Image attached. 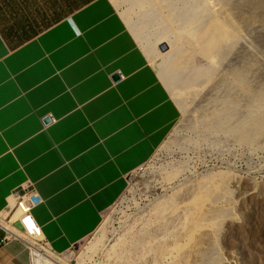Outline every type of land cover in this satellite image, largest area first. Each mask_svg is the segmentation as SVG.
<instances>
[{
  "label": "rangeland",
  "instance_id": "374dc122",
  "mask_svg": "<svg viewBox=\"0 0 264 264\" xmlns=\"http://www.w3.org/2000/svg\"><path fill=\"white\" fill-rule=\"evenodd\" d=\"M179 108L72 264H264V0H113Z\"/></svg>",
  "mask_w": 264,
  "mask_h": 264
},
{
  "label": "crops",
  "instance_id": "0c3cea01",
  "mask_svg": "<svg viewBox=\"0 0 264 264\" xmlns=\"http://www.w3.org/2000/svg\"><path fill=\"white\" fill-rule=\"evenodd\" d=\"M178 119L113 0H0V215L30 182L55 252L98 229ZM0 264H29L1 226Z\"/></svg>",
  "mask_w": 264,
  "mask_h": 264
},
{
  "label": "built area",
  "instance_id": "2783aa9c",
  "mask_svg": "<svg viewBox=\"0 0 264 264\" xmlns=\"http://www.w3.org/2000/svg\"><path fill=\"white\" fill-rule=\"evenodd\" d=\"M42 199L30 182L13 191L7 210L0 215V226L7 238L23 242L28 249L29 264H72L67 253H57L43 236L32 210Z\"/></svg>",
  "mask_w": 264,
  "mask_h": 264
},
{
  "label": "water",
  "instance_id": "95a60500",
  "mask_svg": "<svg viewBox=\"0 0 264 264\" xmlns=\"http://www.w3.org/2000/svg\"><path fill=\"white\" fill-rule=\"evenodd\" d=\"M113 78H114V79H117V78H118V75L115 74V75L113 76ZM49 121H50V118H49V117H45V118H44V123H48ZM75 247H77V246H75Z\"/></svg>",
  "mask_w": 264,
  "mask_h": 264
}]
</instances>
